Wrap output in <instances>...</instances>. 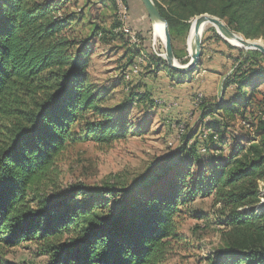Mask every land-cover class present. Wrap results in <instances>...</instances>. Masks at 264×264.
Listing matches in <instances>:
<instances>
[{
    "label": "trees",
    "instance_id": "1",
    "mask_svg": "<svg viewBox=\"0 0 264 264\" xmlns=\"http://www.w3.org/2000/svg\"><path fill=\"white\" fill-rule=\"evenodd\" d=\"M154 1L168 21L174 54L182 64L187 61L178 55L175 39L190 30L193 17L204 13L219 17L246 38L264 40V0ZM67 7L65 0H0V247L35 242L49 264H165L181 236V207L198 197V186L187 184L189 177L204 175L192 174V169L202 163L200 147L205 145L213 156L209 153L204 159V165L211 167L209 176H200L204 192L213 196L215 214L227 218L216 264H264V207L256 209L264 183V96L259 100L254 96L264 84V54L238 50L213 26L204 33L203 56L208 37L238 50L222 85L225 93L231 92L216 103H200L204 132L195 141L183 135L174 156L180 157L179 170L171 160L164 162L159 191L153 185L147 194L128 193L115 202L112 197L120 191L113 184L75 185L50 196L41 192L75 123L87 121V135L100 144L128 133L122 119L99 110L103 98L87 70L90 37L81 38L72 29ZM120 26L118 19L110 32L129 41L115 32ZM135 47L130 61L141 54ZM148 56L151 72L166 69L179 82L198 72L203 58L193 69L179 72L164 58L151 52ZM147 92L131 93L133 103L145 98L155 102ZM254 99L262 106L254 121L246 114L242 119L251 122L258 138L248 133L245 140H238L248 144H236L223 157L227 132H232L227 120L244 114Z\"/></svg>",
    "mask_w": 264,
    "mask_h": 264
},
{
    "label": "rangeland",
    "instance_id": "2",
    "mask_svg": "<svg viewBox=\"0 0 264 264\" xmlns=\"http://www.w3.org/2000/svg\"><path fill=\"white\" fill-rule=\"evenodd\" d=\"M65 1L68 6L65 11L72 13L70 17L72 29L81 38L90 37L86 42L89 48L87 70L90 81L103 98L99 110L101 113L112 114L113 118L122 119L128 133L125 138L110 144H100L87 135V121L75 123L70 130L67 147L57 158L50 179L41 187V192L50 196L53 193L65 192L75 185L99 188L113 184L116 190L120 191L117 197H112V201L115 202L128 193L133 196L147 194L153 185L154 189L159 191L164 181L158 179V174L162 173V165L165 161L171 160L172 167L178 164L180 157L174 156L180 150L183 135L187 134L185 139L191 137L195 141L199 138L198 134L204 132L201 126L202 107L196 105L197 95L202 94V101L207 103H216L221 96L226 98L231 91L225 93L222 85L226 75L233 68L234 57L232 56H237L238 50L245 52L247 49L230 43L238 50L229 48L225 42H217L208 37L204 46L211 57H208V62L205 60L201 64L199 72L188 79L194 81L196 88L184 87L183 84L188 83L184 78L181 82H173L169 79L170 82L165 84V88L162 83H159L162 79L160 72H151L153 68L149 65L143 66L142 72L133 75L127 81L123 71L128 70L127 67L137 57L130 61L135 46L147 55L148 49L153 54L156 51L160 54L165 53L163 40L153 35V23L142 0H126L127 3L123 1L129 14L132 11L135 16L136 13L141 12L149 19L145 31L138 32V45H132L121 35H113L110 32L119 19L118 6L111 0ZM195 17L192 18V22ZM210 26L208 24L205 27L202 40L206 28ZM96 28H98V34L94 35ZM100 31H104L103 36L99 35ZM115 32L123 33L126 37L125 33L118 28ZM238 34L245 37L241 33ZM257 40L263 39L257 38ZM191 41V27L185 35H179L175 39L177 53L184 56L186 63L190 60ZM221 52L223 53L220 56L221 68L213 71L215 69L213 67L210 69L211 65L218 63L216 55H220ZM224 52H230L229 54L233 55L226 56ZM177 60L182 64L179 59ZM165 71L168 72L166 69ZM196 77L198 79H195ZM260 90L261 93L254 94L258 96L257 100L264 96V84ZM136 91H148L149 97L155 102L145 98L141 102L133 103L131 93ZM188 92H191V102L184 103L179 96ZM255 99L244 114H238L233 119L227 120L232 132H227L226 137L229 141L227 142V139L225 141L223 157L229 155L230 148L236 144H248L247 141L240 143L238 140H245L250 133L242 124L243 116L246 114L254 121L256 112L262 107ZM88 117L93 118L91 114H88ZM253 137L258 138L255 134ZM204 147L205 145L200 148ZM209 153L213 156L210 150L208 153L201 150L202 163L199 166L193 163L192 174L197 175L199 171L204 174L188 178V187L198 186V197L181 207L180 215H178L181 236L173 243V253L169 255L165 264H216L220 261L217 251L222 247V231L226 228L227 218L218 217L215 214L217 207L213 205V196L204 192L205 182L200 178L210 174L211 167L204 165L206 164L204 159L209 157ZM176 169L179 170V167L176 166ZM153 172L156 173L150 177L149 181L138 185L144 176ZM168 172V176H173L172 171ZM261 186V202L258 205L264 202V183H261ZM106 196L110 198L109 194ZM256 209L261 210L258 206ZM41 252L39 245L35 242H25L12 248L0 247V264H49V257Z\"/></svg>",
    "mask_w": 264,
    "mask_h": 264
},
{
    "label": "water",
    "instance_id": "3",
    "mask_svg": "<svg viewBox=\"0 0 264 264\" xmlns=\"http://www.w3.org/2000/svg\"><path fill=\"white\" fill-rule=\"evenodd\" d=\"M142 2L148 12L149 18L152 23L156 20H161L164 23V40H163L165 46L164 59L167 61L168 65L171 68L179 72H187L193 69L200 62V59L203 56L202 36L207 24L213 26L216 29L217 33L231 45L241 47L247 50H258L264 54L263 40L249 39L242 37L238 33L234 32L232 29H230L228 25L219 17L208 13H204L199 16H196L194 21L192 22L191 31L192 29H194V35H195L194 51L189 52V56H190L189 62L186 64H181L176 59L174 54L172 36L170 33L168 21L161 15L154 0H142ZM229 39L237 40L240 43V45L232 44Z\"/></svg>",
    "mask_w": 264,
    "mask_h": 264
},
{
    "label": "built area",
    "instance_id": "4",
    "mask_svg": "<svg viewBox=\"0 0 264 264\" xmlns=\"http://www.w3.org/2000/svg\"><path fill=\"white\" fill-rule=\"evenodd\" d=\"M118 6V18L119 21L121 22V26L118 28L121 31H123L126 35V37L129 39V42L132 45H138L139 43V38H138V33L135 32L128 24H127V19L129 16V13L126 10V7L123 3V0H115ZM155 51V50H154ZM155 54L158 57H164V54H160L159 52H155ZM149 62V56L143 51H141V54L138 55L135 59V61L128 67V70H125L123 72V76L125 80L129 81L133 75H137L140 72L143 71V66H146V64ZM154 69V67H152ZM159 72V71H158ZM202 102V94H199L196 98V105L199 106L200 103ZM262 118L264 119V113L262 114ZM243 126L248 130L250 133L253 135L255 134V128L251 124L250 121H242ZM182 130H184V127L181 126ZM217 137L215 136V139ZM203 151H206L205 148L202 149Z\"/></svg>",
    "mask_w": 264,
    "mask_h": 264
},
{
    "label": "crops",
    "instance_id": "5",
    "mask_svg": "<svg viewBox=\"0 0 264 264\" xmlns=\"http://www.w3.org/2000/svg\"><path fill=\"white\" fill-rule=\"evenodd\" d=\"M140 17V18H139ZM148 23H149V19L148 18H146V16L144 15V14H142L141 12L138 14V13H136V15L134 16L133 15V12L132 11H130V14H129V16H128V19H127V24L135 31V32H139V31H145V29L147 28V26H148ZM214 41H217L218 42V40H215V39H213ZM226 41V40H225ZM220 42H223V41H220ZM147 49V48H146ZM222 51V50H221ZM149 53V49L148 50H146V53ZM230 52H224V54L226 55V56H228V55H233V54H229ZM221 55H223V53L221 52L220 53V55H216V59H217V61H218V63L216 64V65H211V68L210 69H212V67L215 69V70H213V71H217L218 69H220L221 68V66H220V56ZM208 57H211V56H209V54L207 53V49H206V51H205V54H204V56H203V58H202V60H201V64L206 60L207 61V59H208ZM232 57H234V55L232 56ZM225 61V60H224ZM208 62V61H207ZM226 62H224V64H225ZM201 66V65H200ZM160 73H159V75H161V77H162V79H161V81L159 82V83H162V86H165V84L166 83H169L170 82V80L169 79H171L173 82H175V81H177V80H175L168 72H166L165 71V69H162V70H160L159 71ZM199 72V71H198ZM195 79H198V77H196ZM202 79V78H201ZM188 81V83H186V84H183L184 85V87H188L189 86V88L190 89H192V87H194V88H196V84L194 83V81H192V80H187ZM197 84H198V82H197ZM198 85H200V84H198ZM165 88H166V86H165ZM152 93V92H151ZM191 93V92H190ZM190 93L188 92V93H185L184 95H180L179 96V99L182 101V102H184V103H186V102H191V96H190Z\"/></svg>",
    "mask_w": 264,
    "mask_h": 264
},
{
    "label": "bare ground",
    "instance_id": "6",
    "mask_svg": "<svg viewBox=\"0 0 264 264\" xmlns=\"http://www.w3.org/2000/svg\"><path fill=\"white\" fill-rule=\"evenodd\" d=\"M208 25V24H207ZM206 25V26H207ZM153 35L157 39L164 40V23L161 20H156L153 22ZM232 44H239L240 43L235 39H229ZM194 45H195V35H194V29L192 30V41L190 45V51H194ZM258 207H264V202L258 205Z\"/></svg>",
    "mask_w": 264,
    "mask_h": 264
}]
</instances>
